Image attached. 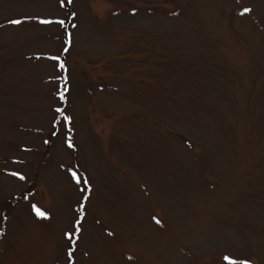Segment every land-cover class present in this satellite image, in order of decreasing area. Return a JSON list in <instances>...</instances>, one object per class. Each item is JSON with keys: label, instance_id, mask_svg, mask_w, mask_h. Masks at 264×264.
Returning <instances> with one entry per match:
<instances>
[{"label": "rangeland", "instance_id": "rangeland-1", "mask_svg": "<svg viewBox=\"0 0 264 264\" xmlns=\"http://www.w3.org/2000/svg\"><path fill=\"white\" fill-rule=\"evenodd\" d=\"M0 264H264V0H0Z\"/></svg>", "mask_w": 264, "mask_h": 264}, {"label": "snow or ice", "instance_id": "snow-or-ice-1", "mask_svg": "<svg viewBox=\"0 0 264 264\" xmlns=\"http://www.w3.org/2000/svg\"><path fill=\"white\" fill-rule=\"evenodd\" d=\"M245 12L249 11L248 9H244ZM52 21H48V20H41L40 23H44V24H47V23H51ZM57 23H60V24H63V21H56ZM9 23L11 24H19L21 23L20 20H11L9 21ZM51 59L53 60H59V57L58 56H53V57H50ZM60 68H63V64L61 63L60 65ZM72 145L69 144V147H71ZM13 175H16L15 173H13ZM21 179H23V177H20ZM33 207V211L35 212L36 216L39 217V218H47V214L40 210L38 207H36L35 205L32 206ZM66 236L68 235L67 233L65 234Z\"/></svg>", "mask_w": 264, "mask_h": 264}]
</instances>
